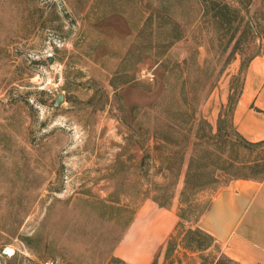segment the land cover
<instances>
[{
	"label": "rangeland",
	"instance_id": "374dc122",
	"mask_svg": "<svg viewBox=\"0 0 264 264\" xmlns=\"http://www.w3.org/2000/svg\"><path fill=\"white\" fill-rule=\"evenodd\" d=\"M222 2L223 22L208 0H0V264H132L130 227L162 211L152 264L224 254L183 235L240 175L208 135L264 55V0ZM243 157L264 175V142Z\"/></svg>",
	"mask_w": 264,
	"mask_h": 264
},
{
	"label": "crops",
	"instance_id": "0c3cea01",
	"mask_svg": "<svg viewBox=\"0 0 264 264\" xmlns=\"http://www.w3.org/2000/svg\"><path fill=\"white\" fill-rule=\"evenodd\" d=\"M244 69L231 119L244 139L259 142L264 140V55L253 56ZM165 212H158L164 221L154 223L150 217L134 221L125 237L126 260L152 264L155 247L175 224L174 213ZM197 225L238 264H264V176L236 178L217 188Z\"/></svg>",
	"mask_w": 264,
	"mask_h": 264
},
{
	"label": "trees",
	"instance_id": "16d2710c",
	"mask_svg": "<svg viewBox=\"0 0 264 264\" xmlns=\"http://www.w3.org/2000/svg\"><path fill=\"white\" fill-rule=\"evenodd\" d=\"M248 1L250 0H245V2H248ZM208 5L213 10V18L216 21L223 22L225 19L227 20V16H229L228 15L229 10H227V12L224 11L226 8V4H224L222 0H208ZM231 99H232V102L235 101L233 97H231ZM230 115H231V110L229 113H224L222 116H220L218 120V126H217L216 132H210L208 135V139H210L215 146L218 145L217 147H215V149H219L218 150L219 152H223V153L225 152L224 154L226 155H225V159L223 160V163L225 164L226 168H230L231 170H234L235 174H240L236 178L260 179L264 175L260 177L242 175L244 173H242L240 170L248 168L250 169V172H255L254 170L258 165L253 161L244 160L243 156L245 152H247L248 150L250 151L252 149V146L255 143L264 142V140L259 141V142H248L237 132L236 133L234 132L235 137H231L229 135V132L227 131L232 126ZM197 135L198 134L196 133L195 137H199ZM235 147H238L242 152L241 151L236 152V150L234 152ZM207 152L210 153V151H207ZM198 161H200L199 157H198ZM194 177H197L199 181L203 179V177H200V173H194ZM155 198L157 200V198L159 197H154V199ZM161 198L162 197H160V200L158 199V203H159L158 205L161 207L166 206L165 202L162 201ZM205 208H203L192 219L193 226L188 227L184 230V235H183L184 247L192 251H203L204 252L207 249H209L212 246V244L214 246L216 245V247L218 246L215 243L213 237L210 234L203 231L197 225V221L202 215V213L204 212ZM179 217L180 219L184 218V211H182L179 214ZM173 248H174V245H172V242L168 241L166 244V248H165L166 249L165 255L167 256L168 253L171 250H173ZM217 250H218V247H217ZM207 258L208 257H202V259L204 260ZM171 264H181V263H171ZM200 264H207V263L205 261H202V263ZM210 264H238V263L230 259L227 255L221 253L219 257H215V258L213 257V260Z\"/></svg>",
	"mask_w": 264,
	"mask_h": 264
},
{
	"label": "water",
	"instance_id": "95a60500",
	"mask_svg": "<svg viewBox=\"0 0 264 264\" xmlns=\"http://www.w3.org/2000/svg\"><path fill=\"white\" fill-rule=\"evenodd\" d=\"M63 100H64V95H63V94H58V95L54 98L53 105H54V106H57V105H59V103L62 102ZM230 105H231V100L228 101V105H227L226 112H228V110H229V108H230Z\"/></svg>",
	"mask_w": 264,
	"mask_h": 264
}]
</instances>
